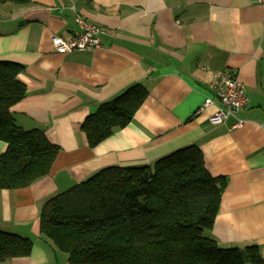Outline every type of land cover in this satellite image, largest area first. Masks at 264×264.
Instances as JSON below:
<instances>
[{"label": "crops", "instance_id": "obj_1", "mask_svg": "<svg viewBox=\"0 0 264 264\" xmlns=\"http://www.w3.org/2000/svg\"><path fill=\"white\" fill-rule=\"evenodd\" d=\"M103 31L94 50L58 52L76 15ZM0 60L23 66L24 98L12 107L24 129H42L59 152L48 175L0 189V230L33 241L30 255L4 264H71L40 231L45 202L117 165L148 166L196 145L223 184L208 232L224 248L258 247L264 258V5L257 0H30L0 2ZM229 70L249 102L220 124L215 73ZM134 84L146 97L132 120L91 147L81 130L100 104ZM239 120L244 123L235 126ZM7 143L0 140V155Z\"/></svg>", "mask_w": 264, "mask_h": 264}, {"label": "trees", "instance_id": "obj_2", "mask_svg": "<svg viewBox=\"0 0 264 264\" xmlns=\"http://www.w3.org/2000/svg\"><path fill=\"white\" fill-rule=\"evenodd\" d=\"M28 4L30 0H0ZM23 66L0 60V189H18L49 174L59 147L42 129H24L12 107L27 91ZM147 89L134 84L99 105L81 130L89 146L126 126ZM207 170L196 145L178 148L153 165L107 166L48 199L40 231L71 264H264L255 245L224 248L208 235L223 184ZM33 241L0 230V264L30 255Z\"/></svg>", "mask_w": 264, "mask_h": 264}, {"label": "built area", "instance_id": "obj_3", "mask_svg": "<svg viewBox=\"0 0 264 264\" xmlns=\"http://www.w3.org/2000/svg\"><path fill=\"white\" fill-rule=\"evenodd\" d=\"M264 5V0H257ZM77 29L69 37L55 35L52 37L58 52L67 53L74 50H94L101 46V33L103 31L98 26L87 22L80 14L75 18ZM215 96L205 98L201 109H204L214 103L217 98L221 107L210 117L212 124H220L229 116L238 111L243 110L248 102V94L242 81L231 73L224 70L215 73V80L212 84ZM243 121L239 120L235 126L243 125Z\"/></svg>", "mask_w": 264, "mask_h": 264}]
</instances>
